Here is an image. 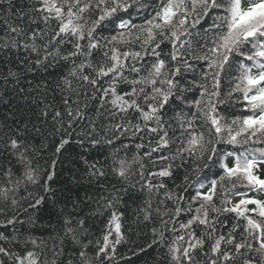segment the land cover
<instances>
[{"label":"snow or ice","instance_id":"obj_1","mask_svg":"<svg viewBox=\"0 0 264 264\" xmlns=\"http://www.w3.org/2000/svg\"><path fill=\"white\" fill-rule=\"evenodd\" d=\"M0 52L23 53L20 64L70 66L57 83L62 108L40 110L63 132L56 153L74 126L94 123L74 96L95 101L94 116L116 118L113 137L82 133L88 143L139 141L131 157L120 155L129 147L121 142L103 163L84 161L88 175L117 181L95 201L98 213L108 210L98 237L73 202L57 211L58 228L21 239V210L46 202L29 186L54 195V172L38 165L25 133L9 135L0 264H118L126 240L118 209L137 185V222L160 223L153 243L167 264H264V200L251 195L264 193V0H0ZM8 77L18 72L8 68Z\"/></svg>","mask_w":264,"mask_h":264},{"label":"trees","instance_id":"obj_2","mask_svg":"<svg viewBox=\"0 0 264 264\" xmlns=\"http://www.w3.org/2000/svg\"><path fill=\"white\" fill-rule=\"evenodd\" d=\"M162 47L167 51V45H162ZM23 59V53L19 56L9 53L8 59H5V53L0 52V167H7L8 161L11 159L7 153L3 152V145L7 137L14 134L16 130H20L26 134L27 139L34 146L35 160L38 165L44 170L54 172L52 181L48 182L54 189V195L43 193L38 185L29 186V191L34 194L45 195L46 202L37 209H29L31 220H29V213H24L21 210L19 215L24 223L17 225L21 239L27 236H45L53 229L58 228L57 211L60 208L70 210L73 202L80 203V209H82L80 214L85 216L87 223L91 225L93 238L98 237L100 228L107 220L108 210L101 209L102 214L98 213L95 201L102 195H108L111 192L112 184L117 181L111 176L107 180L105 178L97 180L88 175L84 161L103 163L109 153L121 147V142L128 144L129 147L122 149L120 155L127 154L131 157L138 151L135 148V143L139 141L137 138L121 137V139L114 140L112 145L102 143L94 146L88 143L82 133H87L89 139L92 136L97 138L113 137L114 132L111 130V124L116 122V118L109 117L106 112L104 115L94 116L98 108L96 102L87 100L83 96H74L73 99L80 100L81 106L84 103L89 104L87 115L92 118L94 123L90 124L88 120H85L79 127L74 126L69 143L59 153H56L55 148L59 144L63 132L54 133L52 122L50 120L45 122L40 117V110L44 108L45 104L62 108L61 92L57 83L62 75L67 73L70 66L63 62L53 61L51 67H36L30 61L20 64L19 61ZM8 68L18 72V77H8L5 80L3 77ZM189 95L195 96V92L189 93ZM93 127H95V132L92 131ZM81 140L85 142L79 143ZM175 163L178 164L180 161L177 160ZM186 170L188 169L177 170L180 175L176 177V183L182 180ZM47 171L43 172L44 176L47 175ZM261 174L264 175V172ZM137 179L138 176H131L130 182L135 184ZM102 182L103 186H101ZM169 186L172 187V184L170 183ZM138 188L139 185L135 189L129 188V192L135 193V196L131 198L129 195L123 194L124 202L118 209L125 214L124 228L126 230V240L117 247L118 264H167L164 257L166 249L153 243L152 228L159 229L160 223L158 221L152 224L137 222L136 208L142 202L143 196L138 192ZM20 195L24 196L26 193L21 190ZM251 195L264 200V193H251ZM159 198L162 197L157 199ZM53 204H55V208ZM181 219L184 217L181 216ZM165 235L170 236L171 233L166 232Z\"/></svg>","mask_w":264,"mask_h":264}]
</instances>
